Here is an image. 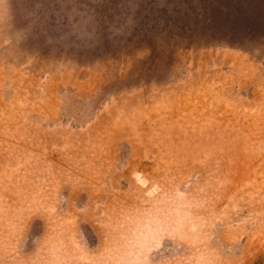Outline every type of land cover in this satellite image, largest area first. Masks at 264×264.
<instances>
[{"label":"rangeland","instance_id":"rangeland-1","mask_svg":"<svg viewBox=\"0 0 264 264\" xmlns=\"http://www.w3.org/2000/svg\"><path fill=\"white\" fill-rule=\"evenodd\" d=\"M0 264H264V0H0Z\"/></svg>","mask_w":264,"mask_h":264}]
</instances>
